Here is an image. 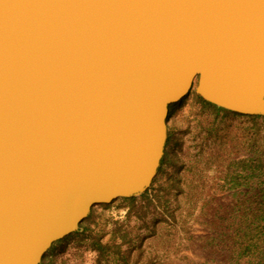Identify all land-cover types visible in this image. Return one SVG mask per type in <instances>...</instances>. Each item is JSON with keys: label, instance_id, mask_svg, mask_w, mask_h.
Instances as JSON below:
<instances>
[{"label": "water", "instance_id": "water-1", "mask_svg": "<svg viewBox=\"0 0 264 264\" xmlns=\"http://www.w3.org/2000/svg\"><path fill=\"white\" fill-rule=\"evenodd\" d=\"M193 89L264 116V0H0V264L148 191Z\"/></svg>", "mask_w": 264, "mask_h": 264}, {"label": "rangeland", "instance_id": "rangeland-1", "mask_svg": "<svg viewBox=\"0 0 264 264\" xmlns=\"http://www.w3.org/2000/svg\"><path fill=\"white\" fill-rule=\"evenodd\" d=\"M172 113L166 162L150 189L153 206L138 202L143 218L120 202L95 206L87 242L79 247L71 239L67 247L57 246L51 255L55 264H124L120 257L98 262L89 246L96 235L104 243L109 241L117 223L130 232L129 242L122 247L123 252H131L130 264L229 263L230 252L213 255L204 250L199 238L208 236L220 218H230L234 176L245 192L247 184L256 191L264 184L263 171L248 178L249 173L239 165L254 156V143L261 157L264 119L214 113L202 107L194 94ZM117 243H122L119 233Z\"/></svg>", "mask_w": 264, "mask_h": 264}, {"label": "trees", "instance_id": "trees-1", "mask_svg": "<svg viewBox=\"0 0 264 264\" xmlns=\"http://www.w3.org/2000/svg\"><path fill=\"white\" fill-rule=\"evenodd\" d=\"M191 94H194L196 101L204 108L211 109L214 113L221 111L228 112L227 114H234L243 118L252 120L264 119V116H249L233 113L222 108H219L195 94L194 89L181 101L170 106L169 118L174 114L173 109L175 106L183 103ZM171 142V137L168 138L167 145ZM256 143L252 146L254 156L239 163L249 174L248 178H253L256 171L264 172V151L261 157L258 156L259 148H255ZM165 155L161 161L158 175L154 179L155 183L159 174L163 171L165 165ZM247 178V179H248ZM232 189H236L232 195V210L230 218H220V222L215 225V228L206 237L199 238L204 250L211 252L213 255L218 253L230 252L231 257L229 263L226 264H264V184L261 185L259 191L256 188H251L248 184L247 191H242V182L239 181L238 176H234L232 181ZM152 184V185H153ZM151 189V187H150ZM150 189L142 194L140 197L118 199L111 204L122 203L129 207V211L137 210L140 217H144V211L138 210V202H146L149 206H153V200L150 197ZM107 206V205H105ZM94 208L90 215L81 223L77 232L68 235L62 240L53 244L51 249L44 256L41 264H55L51 255L57 246H61L69 242L71 239L76 241L77 246H83L87 240L86 233L90 230V224L93 219ZM119 224V225H118ZM117 227L113 231V235L106 243L101 241V237L96 235L89 241L90 250L96 253L98 262H107L110 258L120 257L124 264H130L131 252H123L122 247L129 242L130 232H128L122 224L117 223ZM121 235L122 243H117V235Z\"/></svg>", "mask_w": 264, "mask_h": 264}]
</instances>
